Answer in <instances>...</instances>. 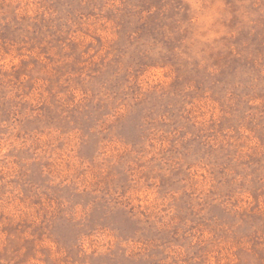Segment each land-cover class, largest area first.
Segmentation results:
<instances>
[{"label":"rangeland","instance_id":"obj_1","mask_svg":"<svg viewBox=\"0 0 264 264\" xmlns=\"http://www.w3.org/2000/svg\"><path fill=\"white\" fill-rule=\"evenodd\" d=\"M0 264H264V0H0Z\"/></svg>","mask_w":264,"mask_h":264}]
</instances>
